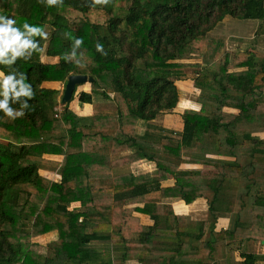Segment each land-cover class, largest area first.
Wrapping results in <instances>:
<instances>
[{
  "label": "trees",
  "instance_id": "16d2710c",
  "mask_svg": "<svg viewBox=\"0 0 264 264\" xmlns=\"http://www.w3.org/2000/svg\"><path fill=\"white\" fill-rule=\"evenodd\" d=\"M127 1L123 14L115 8L117 0H59L52 7L39 0H0V11L48 33L41 41L42 53L17 61L33 86L32 110L14 120L0 114V138L7 139L0 142V264H113L90 247L98 241L118 246L123 263L136 258L144 262L150 251L140 255L135 247L151 250L148 243L153 239L169 246L158 254L167 260L164 264H187L191 239L197 243L189 245L194 264H225L237 250V168L247 179L253 167L264 163V141L246 129L252 120L249 114L264 99V56L258 62L250 47L237 58L226 53L211 73L199 60L189 61L199 59L198 54L215 59L222 41L211 35L228 17L258 21L252 45L259 44L264 37V0H120ZM98 10L106 13L103 23L96 22ZM65 32L83 38L82 65L65 60L72 44ZM97 41L107 55L96 51ZM202 44L206 47L201 51ZM73 74L90 75L94 82L90 92L77 85L71 100L92 104L94 97L109 98L116 102V113L96 109L92 116L81 117L70 103L59 107L60 89L44 84L66 85ZM190 79L201 92L202 109L174 113L177 82ZM226 107L240 112L226 113ZM169 122L176 127L166 128ZM140 125L142 132L137 130ZM191 150L231 160L214 161L220 173L213 183L189 186L184 179L192 173L179 166L188 161ZM125 151L130 153L106 165H97L100 161L89 153ZM44 155L64 156L60 181L40 175L39 164H52L41 161ZM244 156L250 165L241 159ZM142 159L155 162L160 174L182 180L177 194L187 204L205 198L207 220L175 214L171 206L160 216L166 191L149 174L111 176L113 169ZM251 190L247 200L252 196L257 207L264 205L258 189ZM110 191L114 196L106 201ZM74 204L78 207L70 209ZM130 204L135 207L125 208ZM134 212L148 216L151 223H141ZM224 212L236 214L235 226L217 233L215 223ZM112 226L121 229L110 231ZM105 228L109 232L103 233ZM54 231L57 239L44 243ZM134 234L142 242L129 241ZM22 240L31 242L24 245ZM42 245L45 254L39 251ZM253 260L246 254L244 264Z\"/></svg>",
  "mask_w": 264,
  "mask_h": 264
},
{
  "label": "crops",
  "instance_id": "0c3cea01",
  "mask_svg": "<svg viewBox=\"0 0 264 264\" xmlns=\"http://www.w3.org/2000/svg\"><path fill=\"white\" fill-rule=\"evenodd\" d=\"M256 22H257L256 23V28H257L259 25V22L258 21ZM256 28L253 32L254 35H255ZM261 38H264V37H261ZM251 39H254V36H252L249 39L247 43L249 45L248 47H254L259 52L262 51L263 47H261L262 49L259 48L261 46L260 44H257V45L254 44L255 46H253L252 45L253 42ZM239 42L240 41L237 42L238 44L237 48H241L242 45L245 46L246 44L245 41H242L240 44ZM242 49L240 50V52H244L242 51ZM256 54L258 55L257 52ZM259 58L261 57L259 56ZM184 83L187 84L186 82ZM51 85H54V86H51ZM61 85L62 84H57V83H45L44 84V86L47 88L49 87V88L60 89V95L58 97V101H60L63 95L61 91L62 88L60 87ZM187 88H188L187 85H185L184 89H187ZM82 90L84 91L85 89H82ZM85 92L87 91L85 90ZM180 93H184V91H180ZM180 101L181 100H179L175 110H180L178 107L180 104ZM260 102H261L260 105L257 106L253 110L254 112L249 114L252 120L249 123H247L248 127L246 129L249 131L251 130L253 131L252 132L253 137L259 138L260 140L264 141V116H262V112L264 113V99L260 100ZM95 103L99 104L97 101ZM59 107H60V103H59ZM88 109H89L88 107H85L83 109H78L77 107V112L81 117H88V116H92L94 110H96L97 108L96 109L94 108L93 112L89 111ZM83 110L89 111L90 113L87 112L85 114H81ZM199 110H194V111H199ZM224 111L226 113L237 114V115L240 112L238 109L236 110V109L227 108V107L224 108ZM157 121L156 120L153 121L152 124H156ZM244 123L246 124V122ZM169 126L170 125H168L166 128H171ZM89 153H90L91 158L100 161L96 163L97 165H100V164L106 165V164H110L111 162L118 159L119 157L128 155L130 151H125L118 155H115V154L109 155L103 152H95V153L89 152ZM188 153L191 154L190 156L187 157L188 161L184 164H181L179 166V170L192 173V177H186L184 179V183L189 186L198 185L199 180L202 183V185H205L208 182L213 183L212 181L213 178H216L217 176H219V173H220L219 169L215 166L214 161H217L220 159L231 160V158L229 157L206 155L204 153H200L197 150H191ZM61 157L62 156H59V157L50 156V155L47 156V158L54 159L55 161H59L60 160L59 158ZM241 159L244 161H248L247 160L248 158L246 156L242 157ZM248 164L250 165V160L248 161ZM41 167H44L45 170L43 171ZM51 167L52 166L43 165V164L39 165L40 175L53 182L60 181L61 179L60 173L55 174L49 171L50 170L49 168ZM118 169H113L111 171L112 177L115 176L113 174V171L118 170ZM127 172L132 173L134 176H140V175H145V174L151 175L152 181L161 183L162 189H163L162 191H166V192L167 190L169 189L172 190L174 187H176V189H173V191L177 190V193H179L180 187L182 185V180L175 179V177L172 174L170 175L168 174L163 175L162 173L160 174V172L158 171L157 164L147 159H142V160L134 162L131 166V170ZM250 173L252 175L247 174V179H244L243 176L241 177L239 175L240 170L237 168V178L240 179L238 180L239 181L238 183L240 185L237 186V190H236L237 245L235 246L237 247V250L232 251L231 255L229 256L230 260L232 261V264H244L246 254H251L254 256V260L250 262L251 264H264V205L257 207V205L254 203V199L252 198V196L250 197L251 199L247 200V198L249 197V196L247 197L248 193L253 192L251 188H257L258 190L255 191V192H258L257 197L262 198L264 200V163H260L256 168L253 167ZM196 174L198 175L196 176ZM177 185H178V188H177ZM245 198H246V202H245ZM242 200H244V204H242L243 203ZM132 206L135 207L134 204H130L128 206H125V208L126 207L130 208ZM165 206H171L174 210V213H175V210L179 209L183 213L176 212L175 214H178V215L182 214V215L188 216L192 220L198 221V222H205L207 220L208 212H209V206L205 198H197L191 204H187L184 201H182L181 197H174V198L170 197L168 199L162 196L161 203L158 208L161 211L162 210L164 211ZM74 207L75 208L78 207V204H74L73 208ZM161 211H159L160 212L159 214H161L160 216H163L162 215L163 213ZM133 215L136 217H139L141 223L143 224L151 223V221L148 220V216L139 214L137 212H134ZM235 220H236V214L233 212H224V214H220V216H218L217 221L215 223L214 231L217 233L218 232L220 233L222 231H232V229L235 226ZM52 234L53 232H50L49 234H47V236H51L52 238L53 236H55L54 240H56L57 232L54 235ZM190 244L194 245L197 243L193 239L188 241V244L186 246L187 259L193 256V255H190L191 253H193L189 248ZM126 263L127 262L125 263L122 262V264H126Z\"/></svg>",
  "mask_w": 264,
  "mask_h": 264
},
{
  "label": "rangeland",
  "instance_id": "374dc122",
  "mask_svg": "<svg viewBox=\"0 0 264 264\" xmlns=\"http://www.w3.org/2000/svg\"><path fill=\"white\" fill-rule=\"evenodd\" d=\"M128 4V1L127 2H124V3H121L120 0H117V2H115V8L117 9V12L118 13H123L125 14V11L122 10V7L126 8ZM119 7V8H118ZM121 7V8H120ZM95 17H97L96 19V22H101L103 23L106 19V13L103 11V10H98L95 12ZM256 21L254 20H247V21H239V20H233L231 19L230 17H228L227 19L223 20V22L219 23L217 26H216V29L213 30L212 32V35L211 37H214L215 39L219 40V41H222L221 45H220V48L219 50L217 51L216 53V57L215 59H209V58H205V57H202L201 54H198V58L199 59H196V60H191L189 62H195L197 60H199L198 62L202 63V66H204V69L207 68L210 73L213 72L214 70H216L217 68V65L220 61H223L222 57L228 53L230 55V58H237V53L240 52V50L242 49V51H245L247 50L249 45L247 44L249 39L254 36V30L256 28ZM251 40H254V39H251ZM239 42V44L242 42V41H245V46L242 45L241 48H237V42ZM262 41V42H261ZM261 41L259 42V44L261 45L259 48L263 47V50L262 51H258L256 50L254 47H250L249 50H253L254 53H258V55L260 57H263L264 56V38H261ZM262 43V44H261ZM206 47L205 44H202L200 45V49L201 51L204 49V47ZM240 47V46H239ZM262 49V48H261ZM257 54H255L254 58L255 60H257L258 62L261 61L262 58H259ZM201 60V61H200ZM187 62V61H185ZM188 63V62H187ZM202 66L200 65V68H202ZM187 71H192V69H187ZM192 79L190 80H187V81H178L177 82V86H178V89H179V100L180 101V104H179V109L180 110H174L175 113H183V111L186 109V110H199V109H202V104H199L198 103V99H199V96L201 95L199 91L196 90L193 82L191 81ZM184 82H186L187 84H185ZM185 85H187V89H184ZM51 86H54V85H51ZM62 89V93L64 92V89H65V85H61L60 86ZM79 89V88H78ZM82 89H85L87 92L91 90V84H86V86L82 87ZM84 90V91H85ZM180 91H184V93H180ZM79 92V90H78ZM77 92V93H78ZM212 94L213 92L209 91L207 94L209 95ZM264 94V92H263ZM216 96V95H215ZM264 96V95H263ZM113 97V96H111ZM117 97V96H115ZM98 102L99 104H96L95 102ZM188 101V102H186ZM71 104V106H76V109L78 107V109H83L85 107H88L89 111H92L94 110V108L96 109H106V111L108 112H111L112 114H115L116 113V102L112 99H109V98H105V97H102V96H97V97H94V101L92 104H83V103H80L79 101H76V99L74 100H70L67 104ZM98 105V106H97ZM187 107V108H186ZM184 108V109H183ZM75 109V108H74ZM183 110V111H181ZM89 111H85L83 110L81 112V114H85V113H90ZM262 116H264V113L262 112ZM157 121V120H156ZM159 121V120H158ZM157 121V122H158ZM170 125L169 127H176L175 124H172L171 122H169L167 125H165L166 127ZM137 130L140 132L142 130V125L140 126H137ZM142 132V131H141ZM57 133V132H56ZM55 133V134H56ZM7 139H1L0 138V142H6ZM70 151H73V150H70ZM191 155V154H190ZM48 155H44L42 158H41V161H50L52 162V164H45L44 165H48V166H52L51 168H49L51 172L53 173H60V163L63 161L64 159V156H62L61 158H59L60 160L59 161H55L54 159H51V158H47ZM59 157V156H58ZM47 162V161H46ZM55 163H58V165H56ZM133 163H129V164H126L125 166H121L119 167L118 170H114L113 171V174L114 175H117V174H120L122 175L123 173L127 172V171H130L131 170V166H132ZM39 165H42V164H39ZM42 170L44 171L45 168L44 167H41ZM97 174H100L103 178H104V175H103V172H97ZM44 175V174H43ZM54 177V175H53ZM105 183L107 184H110V180L109 179H102ZM51 181V180H50ZM200 185H202V183L198 182ZM205 184V183H204ZM173 189H176V187H174ZM167 190L166 193L162 194V196H164L165 198H174V197H178V194H177V190ZM112 191V190H111ZM110 191V192H111ZM31 192L36 194V192L34 190L31 189ZM114 192V191H113ZM113 192H111L110 194H105L107 196L106 198V201H108L109 199L111 200L113 198ZM184 201V200H182ZM185 202V201H184ZM186 203V202H185ZM167 207V206H166ZM165 207V208H166ZM73 208V205L70 207V209ZM75 208V207H74ZM164 208V210H165ZM159 211H161L159 209ZM163 211V210H162ZM183 213L182 211H180L179 209L175 210V213ZM182 215V214H180ZM113 229L110 230V231H113L114 232H119V230L121 228H116L114 226H112ZM165 227V224L162 223L161 225V230H163ZM103 231L105 230V232L103 233H106V232H109L108 229H102ZM57 231H54L52 235L56 234ZM126 237L128 238V236L126 235ZM54 238L55 236H53V238L51 236H47L46 235V238L44 240V243H48V242H52L54 241ZM33 241V240H32ZM129 241L133 242V243H140L142 242V240L140 239L139 237V234H134L130 239ZM31 240H22L20 241V243L26 245L28 243H30ZM117 245V244H116ZM148 245H151V250H147L146 247L144 246H141L139 247L138 245L135 247L137 249V251L140 253V255H142L144 253V251L146 250L147 252H149V255L147 257H145L144 259V262L142 263H139L137 262V258L134 260V261H130V262H127L126 264H164L163 262H166L167 260H163L161 257L158 256V254L160 253V251L162 250H167L168 249V245H166L164 242H161L159 239H153L152 242H149ZM44 245L41 246L40 248V252L42 254H45L46 252V249L43 247ZM120 246V245H119ZM92 249H95L96 251L99 250L101 256L104 258V259H112L113 260V264H122V260L120 259L119 257V253L117 252V248L118 246H115L113 245V243H111L110 241H102V242H94L91 246H90ZM121 247V246H120ZM119 248V247H118ZM162 253V252H161ZM224 252L222 251V254H221V258L224 257ZM224 260V259H223ZM185 262L187 264H194V256L190 257L189 259H186ZM226 263L225 264H232V261L230 260V258H228L227 261H225Z\"/></svg>",
  "mask_w": 264,
  "mask_h": 264
},
{
  "label": "clouds",
  "instance_id": "9594fccd",
  "mask_svg": "<svg viewBox=\"0 0 264 264\" xmlns=\"http://www.w3.org/2000/svg\"><path fill=\"white\" fill-rule=\"evenodd\" d=\"M39 2L52 7L56 6L59 0H39ZM99 2L100 0H93L94 4ZM64 36L72 41L70 51L64 54L65 60L82 65L83 38L72 37L68 32H65ZM47 39L48 33L44 27L28 22L18 23L13 16L0 11V114L2 117L14 120L24 116L26 110H32L29 101L34 96L33 86L27 74L20 70L17 61L27 62L34 53H42L41 41ZM95 49L101 55H107L104 45L99 41L95 43ZM17 105L18 107H15Z\"/></svg>",
  "mask_w": 264,
  "mask_h": 264
},
{
  "label": "water",
  "instance_id": "95a60500",
  "mask_svg": "<svg viewBox=\"0 0 264 264\" xmlns=\"http://www.w3.org/2000/svg\"><path fill=\"white\" fill-rule=\"evenodd\" d=\"M94 82L90 75H70L67 79L63 95L59 101L61 106L66 105L72 98L77 85H86Z\"/></svg>",
  "mask_w": 264,
  "mask_h": 264
}]
</instances>
